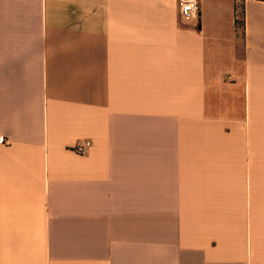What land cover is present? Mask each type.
<instances>
[{
    "label": "crops",
    "instance_id": "0c3cea01",
    "mask_svg": "<svg viewBox=\"0 0 264 264\" xmlns=\"http://www.w3.org/2000/svg\"><path fill=\"white\" fill-rule=\"evenodd\" d=\"M196 1L0 0V264H264V0Z\"/></svg>",
    "mask_w": 264,
    "mask_h": 264
},
{
    "label": "built area",
    "instance_id": "2783aa9c",
    "mask_svg": "<svg viewBox=\"0 0 264 264\" xmlns=\"http://www.w3.org/2000/svg\"><path fill=\"white\" fill-rule=\"evenodd\" d=\"M178 12L183 19H196L199 6L196 0H177ZM90 142L84 141L75 147L74 151L79 155H85L90 148Z\"/></svg>",
    "mask_w": 264,
    "mask_h": 264
},
{
    "label": "trees",
    "instance_id": "16d2710c",
    "mask_svg": "<svg viewBox=\"0 0 264 264\" xmlns=\"http://www.w3.org/2000/svg\"><path fill=\"white\" fill-rule=\"evenodd\" d=\"M237 24L241 25V22H237Z\"/></svg>",
    "mask_w": 264,
    "mask_h": 264
}]
</instances>
